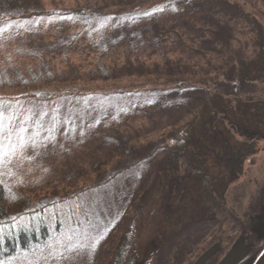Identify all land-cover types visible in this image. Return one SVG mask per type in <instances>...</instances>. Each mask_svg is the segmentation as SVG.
Here are the masks:
<instances>
[{"label":"rangeland","instance_id":"1","mask_svg":"<svg viewBox=\"0 0 264 264\" xmlns=\"http://www.w3.org/2000/svg\"><path fill=\"white\" fill-rule=\"evenodd\" d=\"M125 1L0 0V4L38 10H101ZM176 6L175 13H163L162 24L193 16L198 25L202 22L220 32L205 37L204 57L190 50V42L177 44L179 38L174 32L170 35V41H177L173 48L160 42L166 54L185 61L183 70L193 77H206L209 71L213 74L233 53L246 63L257 56L256 35L243 22L230 24H235L236 32L229 51V33H221L222 26L226 27L222 19L234 12L223 4L215 0H179ZM245 8L264 26V0L248 1ZM176 27L182 31L179 34L186 33L185 23ZM56 28L51 25L46 31ZM47 32L43 36L35 34L24 23L0 28V63L20 65L15 70L18 72L0 71L4 129L0 133V181L6 191V218L0 217V221L6 220L14 228L42 224L49 228L45 242L30 245L0 264H114L110 263L114 245L127 228L130 250L116 264L239 263L246 255L238 248L242 229L239 217L263 209L264 140L257 144L255 161L245 162L241 177L227 190L224 207L202 220L189 221L181 216L177 223L173 212L167 214L165 196H150L149 192L163 168V143L167 139L170 142L169 136H175L193 117L186 112L188 105H177L169 98H91L82 112L71 121L64 120L60 127L59 107L52 115L47 105L48 98L53 100V90L68 86L82 93L100 94L150 88L166 81V76L161 73L158 78L152 70L143 73L135 60L139 57L148 65L155 60L161 62L160 58L144 54L145 38L140 34L133 37L131 26L119 19L96 20L78 36L82 40L80 48L65 54L57 53V43L46 40L50 34ZM183 39H188L187 34ZM122 43L137 45L140 50H126ZM94 50L103 57L99 63ZM156 52L162 54L161 50ZM128 54L136 64L133 67L128 64ZM38 59L49 62L51 74ZM187 60L198 66L191 68ZM103 66L108 69L106 73L102 72ZM183 75L191 76L186 72ZM239 88L244 98H264L263 83L249 82ZM124 138L133 145L129 156L134 165L128 168L119 164L126 160V153L119 156L115 146ZM144 188L147 194L143 198L140 193ZM153 244L158 246L154 251Z\"/></svg>","mask_w":264,"mask_h":264},{"label":"trees","instance_id":"2","mask_svg":"<svg viewBox=\"0 0 264 264\" xmlns=\"http://www.w3.org/2000/svg\"><path fill=\"white\" fill-rule=\"evenodd\" d=\"M178 1L126 0L122 4L101 10H97L95 7L42 8L38 10L37 8H10L0 4V28L8 29L24 23L35 34L41 33L43 36L47 32L46 27L56 26V29L47 32L50 34L46 40L53 44L57 43L59 48L57 53L60 54L76 52L80 48V42H82L81 39L78 40V36L95 25L96 20H122L131 26L130 34L133 37L140 34L145 38L142 42V51L149 58H160L161 62L155 60L146 65V60L142 61L139 57L135 61L138 62V67L143 73L146 71L147 74L152 70L155 74L157 73L158 78L160 77L158 74L162 73L161 75L166 76V81L152 84V87L142 88V90H116L110 94L82 93L68 86L53 90L54 94L51 98L53 100L48 98L47 105L52 115L56 114L59 107V127L64 120L71 121L77 112H82L87 101L91 98H124L125 96L131 98L146 97L152 100L169 98L170 102H177V105H188L189 110L186 112L193 114V117L176 131L175 136H173L174 134L169 136L171 137L170 142L167 139L163 143L165 146L163 147V168L156 175L154 185L149 192L150 196L152 194L165 196L168 201L167 214L173 212V216L176 218L174 221L177 223L183 216H186V220L190 218L189 221L202 220L206 215H212L220 207H224L227 190L241 177L245 162L253 163L255 161L257 144L264 140V98H244L240 95L239 88L240 85L249 82L264 84V26L256 15H252L245 8L248 1L251 0L215 1L218 5L223 4L224 7L234 12L227 19H222L226 27L222 26L221 33H229L226 38V44L228 43L230 49L228 50L231 52L236 32L235 24L230 27L231 22H243L250 29V32L256 35L254 47L258 50L257 56L250 63H246L233 53L227 61H222L217 70L211 71L213 74H210L209 71L208 74L206 73L207 76L202 78L193 77L190 71L183 70L182 66L186 65L185 61L183 62L181 58L175 57L173 54H166V49L164 50L159 45L160 42H164L173 48L177 41H170V35L171 32H174L179 38L177 44L184 45L190 42L189 44L193 46L190 50L204 57L202 45L205 37L220 33L215 27L202 22L198 25L194 21L196 17L193 16L186 18L189 20L184 19L183 21V18H173L171 23L164 22L162 24L160 17L163 13L167 14L171 10H173L172 13H175L174 9L178 7L176 6ZM182 17L184 16L182 15ZM262 17L264 19V16ZM180 23L186 25L185 34H179L182 31L178 30L176 26ZM64 26H68V28L64 29ZM97 26L100 27V24ZM43 29L45 30L44 33ZM186 34L188 39L184 41L183 37ZM122 44L126 50H140L137 45ZM158 50H161L162 54H157L156 51ZM94 52L97 53L96 58L97 63H99L103 57L99 55L98 50H94ZM229 54L231 55V53ZM127 59L129 66L136 65L131 62V54L127 55ZM189 60L187 61L191 64V68L198 66L197 63L192 64ZM38 61L51 74L49 62L45 63L43 59H38ZM207 63L209 65L212 63L210 58ZM9 65L0 63V71H6L10 74L20 68V65L17 64L10 63ZM32 67L30 66V69H33ZM123 67H127V65H123ZM102 69L104 73L108 70L106 66H103ZM183 72L189 73L191 76L183 75ZM19 76L24 78L22 74ZM28 97L32 101L36 100L34 95ZM115 146L119 149V156L126 153V160L123 164L120 162V166L128 168L134 165L129 156L133 145L128 144L127 139H125L123 142L116 143ZM146 194V188L141 190L140 195L143 198ZM5 201L6 191L4 184L0 181L1 218H6ZM260 204L263 209L239 217L242 229L239 233L238 248L242 254L246 255L237 264H255L264 253L263 198ZM5 221H0V262L20 251H26L30 245L45 242L48 238L49 228L45 224L38 227L32 225L31 227L14 228ZM129 230L130 228H127L114 245L110 263H118L122 255L130 250ZM110 243L114 244V239H110ZM152 247L153 251L158 248L157 244H153Z\"/></svg>","mask_w":264,"mask_h":264},{"label":"snow or ice","instance_id":"3","mask_svg":"<svg viewBox=\"0 0 264 264\" xmlns=\"http://www.w3.org/2000/svg\"><path fill=\"white\" fill-rule=\"evenodd\" d=\"M3 131V113H0V133H2Z\"/></svg>","mask_w":264,"mask_h":264},{"label":"water","instance_id":"4","mask_svg":"<svg viewBox=\"0 0 264 264\" xmlns=\"http://www.w3.org/2000/svg\"><path fill=\"white\" fill-rule=\"evenodd\" d=\"M255 264H264V253L258 258Z\"/></svg>","mask_w":264,"mask_h":264}]
</instances>
